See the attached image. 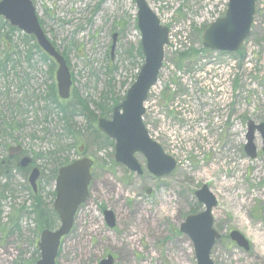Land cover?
Returning a JSON list of instances; mask_svg holds the SVG:
<instances>
[{"label":"rangeland","instance_id":"obj_1","mask_svg":"<svg viewBox=\"0 0 264 264\" xmlns=\"http://www.w3.org/2000/svg\"><path fill=\"white\" fill-rule=\"evenodd\" d=\"M143 1L169 31L157 83L144 104L143 123L175 161V171L127 185L122 168L110 166V174L99 170L115 164L113 146L105 144L86 113L72 119L76 140L67 136L61 116L46 103L49 86L55 85L54 63L43 60L33 42L1 17L0 58L7 53L11 61L0 73V123L14 121L12 130L0 131V161L9 147L34 158L41 170L36 197L45 206L53 200L51 173L58 161L85 157L98 166L55 264H99L107 255L113 257L112 264H196L192 243L179 227L187 215L203 211L194 197L202 186L216 201L213 228L220 239L210 252L212 263L264 264V246L256 237H264V153L258 134L253 142L257 157L251 160L243 152L247 122L264 124V0L256 4L250 35L242 45L243 61L202 51L201 35L223 16L226 0ZM31 2L42 30L66 61L71 93L98 118L95 105L109 106L111 98H121L142 66L135 0ZM114 34L118 36L111 58ZM190 50L197 57L177 69L178 55ZM136 159L144 170V159L138 154ZM10 171L7 179L0 176V264L30 259L37 227L36 216L25 215L33 209L27 174L16 167ZM3 186L8 190L4 194ZM100 206L115 214L113 230L103 223ZM21 207L23 215L16 214ZM16 222L18 228L13 227ZM58 225L57 220L52 229ZM231 231L247 241L248 251L230 241Z\"/></svg>","mask_w":264,"mask_h":264},{"label":"water","instance_id":"obj_2","mask_svg":"<svg viewBox=\"0 0 264 264\" xmlns=\"http://www.w3.org/2000/svg\"><path fill=\"white\" fill-rule=\"evenodd\" d=\"M257 1L227 0L224 15L211 23L201 35V45L204 49L224 54L237 53L250 35ZM135 7L143 63L121 103L113 107L109 119L97 120L96 129L114 142L113 154L116 164L140 176L142 169L135 159V155L138 154L145 161L146 171L155 178H162L174 172L176 163L149 138L142 123V116L143 105L149 91L156 84L162 68L164 47L168 45V30L160 25L156 15L143 0H135ZM0 17L7 21L11 28L32 37L41 52L54 62L57 97L61 101H67L72 86L70 72L65 59L42 31L32 2L1 0ZM115 38L114 35L110 47L111 58L116 46ZM255 132L262 138L264 153V124L255 125L248 122L244 153L250 159L256 157V148L253 144ZM30 163L31 158L24 156L19 160L18 167L25 168ZM92 164L90 160L82 158L57 171L52 211L57 216L59 225L54 230H43L40 233L36 242L39 258L35 264H55L61 240L70 233L78 208L86 202ZM38 176L37 168L32 169L28 176V184L34 192ZM194 197L204 209L199 214L188 215L180 225L179 232L191 241L196 264H213L210 260V252L216 241L220 239V235L213 228L211 215L216 201L206 186L197 190ZM103 216L106 227L112 229L115 225L113 213L105 210ZM229 239L238 248L248 251L247 241L238 232H230ZM112 263L113 259L110 255L99 262V264Z\"/></svg>","mask_w":264,"mask_h":264},{"label":"trees","instance_id":"obj_3","mask_svg":"<svg viewBox=\"0 0 264 264\" xmlns=\"http://www.w3.org/2000/svg\"><path fill=\"white\" fill-rule=\"evenodd\" d=\"M24 39L28 40L30 42H33L32 48L40 53V50L36 46L34 39L32 37L25 36ZM202 51H206V50L204 49ZM6 54L7 53H4V56H1V58H0V59H3V61H0V73L5 72L8 60H10L9 55H6ZM137 54H138L139 59L142 61L143 58L141 56L140 49L137 50ZM41 56H42L43 60L50 61V59L46 55H44L43 53H41ZM230 56L237 59V61L238 60L243 61V53L241 51H239L238 53H236L234 55H230ZM192 57H197L196 51L190 50V51H187L185 53L179 54L177 57L178 61L176 62L177 69H180V63H182L184 61H188ZM26 60H28V59H26ZM51 69H52V67H51ZM164 92H166V90H164ZM47 94L48 95L46 97V103H48V106L52 109V111L56 112L57 115L61 116V120L65 124V132H66L67 136H71L73 140H76V138L78 137L77 136L78 133L74 132V129H73L74 127L72 126V119L76 115L79 114V115L84 116L86 113L88 116V118H86V119L89 120V122L95 124V122H97L98 119L105 118L111 114L112 108L117 106L123 100L125 92L121 98H114V99L111 98V100H110L111 103L109 106L106 103H101V104L95 105V108L99 114L98 118L94 114V112L89 109V106L83 100H81L75 96L74 92H72L70 94V97L67 101H61L57 97L55 85L52 84L49 86ZM143 119H144V116H143ZM7 128L12 130L11 125L10 126L8 125ZM94 132H96V131H94ZM103 139H104L105 144H109V145L111 144L110 141L106 140L104 137H103ZM70 148H71V146H70ZM70 163H71V161H69L67 158H65L61 161H58L55 165V168L53 169V171L51 173V180L52 181L55 180L56 173H57L59 168L64 167ZM0 174L3 176L5 174L4 170L2 168L0 170ZM27 190L29 191V193L31 195L30 198H32V201H33V205H32L33 209H31L30 212L25 213V215L26 214L27 215L33 214L34 216H36V226L37 227H36V232L34 234V240L32 242L33 247H34L33 255L27 261L21 262L19 264H35V262L38 260V251L35 248V245H36V241L39 237V234L43 230H52L55 222L57 221V217L55 216V214L53 213V211L50 207L51 202H49L48 206L47 205L45 206L44 202L42 203L40 199H38L36 196H33V192L29 188H27ZM7 191L8 190H5L4 186L1 188V193L4 194ZM49 196H51L53 199L54 198V192L52 191L51 193H49ZM2 198H4V196H2V194H0V200ZM23 211H25V208L21 207V209L16 214L23 215ZM191 213H192V211H191ZM9 221H11V220H9ZM13 227L18 228L17 222L14 223Z\"/></svg>","mask_w":264,"mask_h":264},{"label":"flooded vegetation","instance_id":"obj_4","mask_svg":"<svg viewBox=\"0 0 264 264\" xmlns=\"http://www.w3.org/2000/svg\"><path fill=\"white\" fill-rule=\"evenodd\" d=\"M31 1V0H30ZM227 1V0H226ZM45 12H46V14H44L46 17H48V15H49V12L47 11V10H44ZM255 12H256V7H255ZM254 16H255V14H254ZM38 22H39V20H38ZM39 25H40V27H41V29H43L42 28V24H40V22H39ZM43 31V30H42ZM44 32V31H43ZM44 34H45V32H44ZM116 37L118 36V34H114ZM114 35H112V37H111V44H112V38L114 37ZM45 36H46V34H45ZM46 38H47V36H46ZM48 39V38H47ZM49 40V39H48ZM50 42V41H49ZM115 42H116V38H115ZM51 43V42H50ZM52 44V43H51ZM55 48V47H54ZM56 49V48H55ZM57 50V49H56ZM109 51H110V49H109ZM239 51H241L242 52V46H241V48L239 49ZM238 51V52H239ZM237 52V53H238ZM236 54V53H235ZM220 55L221 56H230V55H228V54H224V53H220ZM54 63V62H53ZM55 65V64H54ZM55 67H56V65H55ZM109 118H110V116H109ZM109 118H107V119H109ZM255 134H258L259 136H260V134L259 133H254V136H255ZM260 138H261V136H260ZM106 140H108V141H110V143H111V145L114 147V142L112 141V140H109V139H106ZM262 140V139H261ZM244 151V150H243ZM261 152H262V150H261ZM79 153V156L81 157L82 156V153H83V148H80V151L78 152ZM263 153V152H262ZM257 155H258V152H257V150H256V157H257ZM24 156H26V157H30V156H27L26 154H24V152L21 150V149H19V148H17V147H9L8 149H7V155L5 156V158H3L1 161H0V167L4 170V176L3 175H1L0 174V176L1 177H4V179H7L8 178V176H10V169L12 168V167H16L19 171H21V172H24L25 174H27V185H26V187L27 188H29L32 192H33V196H36V195H38V182H39V179H40V175H41V170H40V168H37L35 165H34V161H35V159L34 158H32V157H30L31 158V163L27 166V167H25V168H19L18 167V162H19V160L22 158V157H24ZM136 157V156H135ZM255 157V158H256ZM83 158V157H82ZM110 166H112L113 168H122L124 171V173H125V175L124 176H127L128 177V179H127V182H128V184L127 185H131L132 184V182L134 181V179H151V180H153V181H155L156 179H158V178H155L154 176H152L148 171H146V169H145V166H144V170L142 169V174L140 175V176H138L137 174H135V173H133V172H130V171H128L125 167H123V166H121V165H118V164H113V165H105V166H99V170L101 169V171H107V173L108 174H110L112 171L110 170ZM95 167H98L97 165H95L94 163H93V165L91 166V168H90V176H91V180H90V183H89V186H88V194H89V189H90V187H91V184L93 183V174L95 173ZM100 167H102V168H100ZM1 168H0V170H1ZM34 168H37L38 169V171H39V176H38V179H37V181H36V191L34 192L32 189H31V187L29 186V184H28V176H29V174H30V172L32 171V169H34ZM29 192V191H28ZM145 193L147 194V195H150V191L149 190H145ZM29 195H30V193H29ZM31 196V195H30ZM88 197V196H87ZM87 201V200H86ZM81 209V206L78 208V210H77V212H76V215H77V213L79 212V210ZM104 210H108V209H106L104 206L103 207H99V208H97V211H98V213L99 214H101V217H102V220H103V223L105 224V221H104V216H103V212H104ZM113 213V212H112ZM113 216H114V223H115V225H114V227L111 229V230H113L114 228H115V226H116V218H115V214L113 213ZM76 217V216H75ZM74 221H75V219H74ZM106 226V225H105ZM69 236V235H68ZM108 256V255H107ZM113 258V257H112ZM114 261V260H113Z\"/></svg>","mask_w":264,"mask_h":264},{"label":"bare ground","instance_id":"obj_5","mask_svg":"<svg viewBox=\"0 0 264 264\" xmlns=\"http://www.w3.org/2000/svg\"><path fill=\"white\" fill-rule=\"evenodd\" d=\"M35 42V41H34ZM36 44V43H35ZM59 53V52H58ZM60 54V53H59ZM61 55V54H60ZM63 57V56H62ZM64 58V57H63ZM55 73V72H54ZM13 121L14 120H11V121H9V122H5V121H1V123H0V131H4V132H6L7 130H9L8 128H7V126L9 125H11V124H13ZM7 124V125H6ZM67 237V236H66ZM66 237H64L63 238V240L66 238ZM257 237V239L258 240H260L259 242H260V244L259 245H261L262 247L264 246V237L263 236H256ZM261 252L262 253H264V248H262V250H261Z\"/></svg>","mask_w":264,"mask_h":264}]
</instances>
